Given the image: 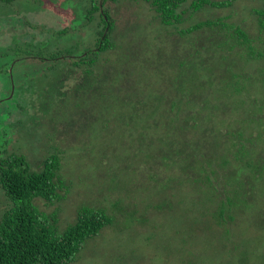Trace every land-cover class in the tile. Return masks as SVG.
<instances>
[{
  "label": "trees",
  "instance_id": "1",
  "mask_svg": "<svg viewBox=\"0 0 264 264\" xmlns=\"http://www.w3.org/2000/svg\"><path fill=\"white\" fill-rule=\"evenodd\" d=\"M27 1L0 0V8ZM106 1L89 0L88 20L95 18V11L99 14L94 49L78 53L77 46H16L15 54L0 52V65L7 69L16 59L28 56L44 63L41 74L32 80H46L49 93L54 99L57 96L53 103L58 105L64 98L62 109L69 113L66 103L70 98L61 91V84L76 74L88 84L82 91H92V95L80 96L95 106L92 130L123 138V143L114 146L120 152L114 149L113 156L121 163L124 160V167L130 168V161L138 163L143 157L155 159L171 173L157 192L172 183L177 190H185L179 194L186 210L196 212L195 219L197 213L210 210L209 204H215L212 215L218 224L224 216L233 219L236 210L244 211L247 225L257 233L250 237L247 227L244 242L255 243L264 233L260 222L264 216V0L252 11L254 35L227 21L226 15L194 23L191 19L189 25L179 26L190 15L189 8L192 12L229 8L238 0H143L155 12L160 31L166 35L160 37L159 44L156 37L150 40L154 45L148 40L145 48H125L127 59L107 62L99 72L97 55L113 46L114 21L104 6ZM65 32L66 28L57 31ZM166 44L174 49L176 59L168 54L160 57ZM8 77L11 87L14 82L9 71ZM10 103L1 105L0 101V110L9 108ZM82 116L88 118L84 112ZM40 138L37 141L43 142L46 151L54 147L50 136L45 142ZM23 141L32 142L29 135ZM54 150L44 154L40 168L33 169L22 152L0 148V264H71L89 239L114 222L118 207L125 205L118 199L111 212L83 205L74 221L59 231L57 212L47 213L34 202L62 197L59 190L65 189V184L59 170L65 150ZM128 157L132 159L126 160ZM228 231L227 227L222 230L224 238ZM244 256L258 261L259 253L251 256L244 250L236 260Z\"/></svg>",
  "mask_w": 264,
  "mask_h": 264
},
{
  "label": "rangeland",
  "instance_id": "2",
  "mask_svg": "<svg viewBox=\"0 0 264 264\" xmlns=\"http://www.w3.org/2000/svg\"><path fill=\"white\" fill-rule=\"evenodd\" d=\"M259 5V0H238L229 8L193 12L189 8L190 15L179 26L206 17L226 15L227 21L244 26L254 35L256 18L252 11ZM104 6L114 21L113 46L108 52L97 55L96 70L99 72L107 62L118 63L122 58L127 59L125 48H145L146 42L154 45L152 41L156 37L159 44L160 37L166 35V31H160L155 12L143 0H107ZM89 7V0H28L25 4L14 2L0 8V52L14 53L16 46L35 49L38 44L49 49L77 46L78 53L94 49L99 14L95 11V18L89 21ZM65 28L64 34L57 33ZM165 47L167 51L164 50L160 57L168 54L170 59H176L174 49L167 44ZM184 50L180 51L181 54ZM32 58L16 59L7 65L14 82L11 87L8 71L3 64L0 65L1 105L11 102L9 108L0 110V148L4 146L7 151L22 152L33 169L41 167L45 153L55 151L54 148L65 150L59 170L65 184V189L59 190L61 199L45 202L37 198L34 202L47 213L57 212L59 231L74 221L77 209L83 205L110 210L118 199L121 205L125 203L118 207L120 211L114 222L89 239L71 264H264V233L255 243L248 245L244 242L247 227L251 231H248L250 237L257 234L247 225L249 219L244 211L238 209L233 219L224 216L218 224L212 215L215 204H209L210 210L197 213L199 217L195 219L196 212L186 210L183 195L179 194L185 190H177L172 183L169 189L157 192L171 175L169 169L158 166L155 159L149 157H143L138 163L130 161V168L124 167V160L121 163L113 156L115 151L120 152L119 147L114 146L123 143V138L118 140L103 131L98 134L92 130L95 106L82 101L85 96L80 97L82 93L92 95L91 89H81L88 84L77 79L76 74L61 84V91L70 98L66 103L71 108L69 113L62 109L64 98L60 97L62 101L58 105L53 103L57 96L54 99L49 93L46 80L33 82L32 78L41 74L44 63ZM26 83L30 84L29 87ZM77 104L80 107H76ZM82 112L88 118H83ZM28 135L31 143L23 141ZM49 136L54 147L47 152L40 137L45 142ZM132 212L134 215L128 216ZM261 219L264 224V216ZM188 220L190 226H186ZM225 227L229 235L224 238L221 232ZM244 250L251 256L259 253L258 261L246 256L236 260Z\"/></svg>",
  "mask_w": 264,
  "mask_h": 264
}]
</instances>
